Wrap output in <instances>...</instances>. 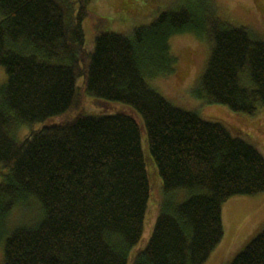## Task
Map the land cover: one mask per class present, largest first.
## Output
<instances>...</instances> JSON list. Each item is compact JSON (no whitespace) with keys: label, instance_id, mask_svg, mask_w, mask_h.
Listing matches in <instances>:
<instances>
[{"label":"trees","instance_id":"16d2710c","mask_svg":"<svg viewBox=\"0 0 264 264\" xmlns=\"http://www.w3.org/2000/svg\"><path fill=\"white\" fill-rule=\"evenodd\" d=\"M73 3L0 0L4 264H205L224 238V203L264 193V155L223 124L176 107L149 79L174 71L173 36L205 34L197 96L254 114L264 107V40L205 0L162 12L130 36L97 31L86 50L88 12L73 14ZM86 95L139 113L163 182L154 231L133 257L151 193L141 131L125 114L87 115ZM71 109L73 118L60 117ZM37 123L20 137L18 129ZM32 201V222L9 231L13 210ZM230 264H264V228Z\"/></svg>","mask_w":264,"mask_h":264},{"label":"rangeland","instance_id":"374dc122","mask_svg":"<svg viewBox=\"0 0 264 264\" xmlns=\"http://www.w3.org/2000/svg\"><path fill=\"white\" fill-rule=\"evenodd\" d=\"M72 2V0H69ZM205 0H73V14L81 8L87 10L83 16L86 50L92 46L97 31H110L122 35H132L134 30L150 25L161 14L184 4L197 6ZM223 19L235 26L250 29L264 40V0H211ZM2 15L0 14V20ZM171 54L176 58L173 72L149 79L166 100L181 109L196 112L204 120L223 124L235 137H240L254 145L264 155V107L254 114L234 113L228 107L209 104L197 96V89L205 71L209 57V40L204 34L187 32L173 36L170 41ZM86 53V51H85ZM7 81L5 68L0 66V87ZM84 84V77L78 78V86ZM74 109L61 115L65 119L75 116ZM84 111L90 116L125 114L132 117L141 131L142 150L150 180L151 193L145 218L144 233L134 254L144 249L154 231L159 206L164 198L163 182L158 168L149 151L147 129L143 118L131 106L86 95ZM54 118L58 120V118ZM52 120L47 121L50 123ZM44 123H37L18 129L20 137L32 128L39 129ZM2 176L0 174V182ZM39 208L30 204L16 207L8 221L9 231L29 224L38 214ZM224 238L212 252L205 264H230L238 253L264 228V193L259 195H239L229 198L222 207ZM5 238L0 237V264H4ZM131 264V261L130 263Z\"/></svg>","mask_w":264,"mask_h":264}]
</instances>
